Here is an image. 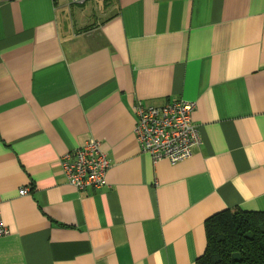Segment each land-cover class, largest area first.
I'll list each match as a JSON object with an SVG mask.
<instances>
[{
	"label": "crops",
	"instance_id": "crops-1",
	"mask_svg": "<svg viewBox=\"0 0 264 264\" xmlns=\"http://www.w3.org/2000/svg\"><path fill=\"white\" fill-rule=\"evenodd\" d=\"M176 100L201 145L153 164L133 107ZM90 139L78 192L59 158ZM232 208L264 213V0H0V264H196Z\"/></svg>",
	"mask_w": 264,
	"mask_h": 264
},
{
	"label": "built area",
	"instance_id": "built-area-1",
	"mask_svg": "<svg viewBox=\"0 0 264 264\" xmlns=\"http://www.w3.org/2000/svg\"><path fill=\"white\" fill-rule=\"evenodd\" d=\"M74 3L77 0H73ZM136 117L133 131L135 141L142 154L156 164L167 161L174 166L192 157L196 147L201 145L197 127L193 124L195 102L176 100L162 107H133ZM59 167L67 183L78 192L99 190L105 186L110 162L98 140L90 139L59 158ZM28 188L19 190L20 196ZM9 234L0 212V238Z\"/></svg>",
	"mask_w": 264,
	"mask_h": 264
},
{
	"label": "trees",
	"instance_id": "trees-1",
	"mask_svg": "<svg viewBox=\"0 0 264 264\" xmlns=\"http://www.w3.org/2000/svg\"><path fill=\"white\" fill-rule=\"evenodd\" d=\"M204 230L206 247L196 264H264V213L225 209Z\"/></svg>",
	"mask_w": 264,
	"mask_h": 264
}]
</instances>
